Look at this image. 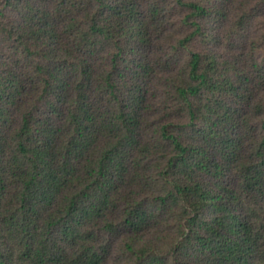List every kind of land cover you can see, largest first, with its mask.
I'll use <instances>...</instances> for the list:
<instances>
[{
  "label": "trees",
  "instance_id": "trees-1",
  "mask_svg": "<svg viewBox=\"0 0 264 264\" xmlns=\"http://www.w3.org/2000/svg\"><path fill=\"white\" fill-rule=\"evenodd\" d=\"M232 1L0 0V264H109L116 241L126 264H264V65Z\"/></svg>",
  "mask_w": 264,
  "mask_h": 264
},
{
  "label": "rangeland",
  "instance_id": "rangeland-1",
  "mask_svg": "<svg viewBox=\"0 0 264 264\" xmlns=\"http://www.w3.org/2000/svg\"><path fill=\"white\" fill-rule=\"evenodd\" d=\"M241 2L247 3L249 5L248 6L249 10H254L253 8L255 7L257 10L254 11L256 16L255 19L252 21L253 23L249 29V33L246 36L244 35L243 36L244 38L241 37L236 40L240 44L239 50L244 51L249 55L252 53V50H255L253 55L260 64L264 65V0H233L232 5L234 6V8L238 6L239 9L240 8L239 4ZM235 12L238 11L235 10ZM181 17L182 15L175 14V21L177 22V24H179ZM226 24H230V22H226ZM223 29L225 28L223 27ZM185 32L187 33V31ZM230 42H231L230 44H226L225 46H223L222 50L224 53L231 49V44L234 43L235 41L233 42L230 41ZM193 48H196V45L193 46ZM155 50H149V55H151L153 59L155 58L153 56L154 52L155 53L157 52L156 48ZM126 260H127V255L125 254L119 241H116L109 259V264H126Z\"/></svg>",
  "mask_w": 264,
  "mask_h": 264
}]
</instances>
